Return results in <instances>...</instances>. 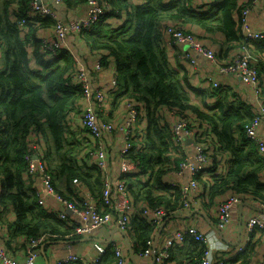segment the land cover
Wrapping results in <instances>:
<instances>
[{
  "label": "trees",
  "instance_id": "16d2710c",
  "mask_svg": "<svg viewBox=\"0 0 264 264\" xmlns=\"http://www.w3.org/2000/svg\"><path fill=\"white\" fill-rule=\"evenodd\" d=\"M31 1L0 0V48H5L4 69L0 70V206L1 211L12 207L15 213V220L6 224L8 238L45 236L44 243L72 244L81 235L73 225L38 203L33 182L25 176V154L33 138L31 132L41 131L45 135L48 146L45 159L57 190L66 198L78 199L74 191L76 182L87 186L96 198L100 197L104 176L96 164L84 159L81 164L76 158L84 149L80 136L85 131L72 127L70 122L71 110L78 107L83 91L73 76L76 70L73 51L63 49L51 56L41 50V31L55 27L57 22L51 17L29 15ZM108 1L109 8L91 29L76 37L83 39L103 64L110 59L116 62L120 90L114 95L115 107L126 96L145 104L142 109L146 134L132 151V157L140 161L139 172L125 175L137 210L139 204L150 209L163 207L167 220L194 204L185 207L183 183L174 179L172 184L171 174L181 177L180 164L191 149L188 141L176 142L175 133L173 139V115L187 121L188 128H194L208 158L206 168L195 174L199 185L190 198L213 205L215 199L222 201L223 195L233 192L241 195L243 201L250 200L264 208V155L247 135V126L257 113L255 91L250 98L242 97L216 78L217 73L221 74L218 71L206 73L208 88L196 87L185 67L179 63L177 69L173 64L175 48L180 50L178 60L190 63L183 57L184 45L174 41L171 49L166 47L165 29L174 23L187 33H194L190 28L195 26L221 37V43L215 45L213 41L203 43L207 37L194 33L198 42L216 52L220 64L247 50L258 71L260 98L264 101V39L248 40L242 34L240 16L246 4L240 0H214L207 10H198L197 0ZM84 2L87 12V0H65L61 5L51 6L59 11L64 5L72 9ZM22 18L27 21L24 34L18 25ZM209 77L220 84L214 86ZM192 95L200 97L201 103H194ZM142 175L147 177L144 181L139 179ZM160 227L156 228L139 211L133 213L127 233L133 238L136 256L144 252L147 241L157 236ZM256 230L259 229L251 234ZM261 232L264 234V230ZM186 242L191 246L186 259L197 263L205 252V244L188 237L183 245L172 248L167 264L174 261L175 250ZM254 250L253 243L242 251L241 264H246L245 259ZM89 260L84 257L71 264H85ZM114 260V244L110 243L96 264H112Z\"/></svg>",
  "mask_w": 264,
  "mask_h": 264
},
{
  "label": "built area",
  "instance_id": "2783aa9c",
  "mask_svg": "<svg viewBox=\"0 0 264 264\" xmlns=\"http://www.w3.org/2000/svg\"><path fill=\"white\" fill-rule=\"evenodd\" d=\"M261 0H240L245 5L240 16L241 32L248 40H263L264 29H255L250 23V14L257 7ZM65 0H52L53 4H63ZM89 9L83 17L66 21L59 16L57 10L51 6L48 0H32L30 2L29 15H39L51 17L56 20L54 33L51 36L42 37L41 50L51 56L63 49H69L68 37L76 33L81 35L83 31L90 30L92 25L98 21L100 15L109 8L108 0H87ZM264 5V4H263ZM262 5V6H263ZM27 21L25 18L18 20L21 27V33L24 34V26ZM167 36L166 47L171 49L174 41L184 45L183 57L190 60L192 65H197L204 60L218 66V72L221 74H230L236 77L245 85H251L257 97V113L250 125L247 126V135L256 143L258 151L264 155V136L260 132L264 128V101L260 98V88L258 87L260 79L256 67L252 65L253 58L247 50H243L226 64H220L216 52L209 46L198 42L194 33H187L174 23L168 24L165 29ZM76 62L74 78L82 88V101H87L80 110L81 128L84 133L80 140L84 146L83 150L77 153V159L83 162V159L89 164H96L103 172L104 183L100 197H95L94 193L79 182H76L74 191L78 199H68L62 195L56 188V181L49 170L46 161L45 152L48 149L46 138L41 131H32V141L25 154L27 169L25 176L33 182L35 187V196L38 203L52 211L56 217L66 220L73 225L77 234L81 237L91 236L97 229L110 223L116 224L119 228L127 232L131 224V218L134 212L139 211L142 215L158 228L166 220L167 211L163 207L148 208L144 204L134 203L132 195L128 190L127 173L139 172L140 161L132 157L133 147L139 141L141 142L146 134L145 113L142 109L143 101L136 97L126 96L119 105L123 109V118H117V121L106 117L113 102L114 95L119 92V80L115 71L107 79L108 91L103 85H98L92 79L90 73L94 75L102 73L104 69L103 61L97 58L93 61L91 68L80 64V57L73 52ZM202 59V60H200ZM214 86L220 83L209 77ZM113 98L111 99V95ZM118 105V107H120ZM73 127V126H72ZM75 128V127H74ZM76 131V129H74ZM194 128H188V123L179 118L172 119V136L175 141L191 144L184 160L180 164L178 174L188 175L189 180L181 184V190L185 197L183 200L185 207H190L196 203V199L190 198L191 192L198 188V181L195 178L196 173L202 172L208 163V158L204 153V144L198 140L199 135L195 133ZM109 136L120 139V148L117 152L119 158L120 174L111 177L109 174V159L107 151V139ZM192 139V142H190ZM147 177L142 175L139 179L144 181ZM174 185V181L172 182ZM60 204L61 209L54 210L48 206V200ZM243 201V197L237 193L228 192L223 195V199L218 203L216 227L218 231H227L232 223V208ZM248 230H264V213H257L250 216L247 220ZM8 236V228L0 221V264H38L42 256V245L46 241L45 236L33 237L23 236L28 242L27 253L22 257L17 256L13 250L4 245V237ZM188 237L205 244L203 256L195 264H226L225 258L217 259L216 250L220 249L216 244L218 238L214 234L204 233L195 225L180 226L172 232L166 234L160 247H155L153 264H167V259L171 255L172 248L176 245H183ZM155 236L147 241L148 246L140 256H153V245ZM70 246V244H67ZM115 260L112 264H131L128 256L120 244H114ZM83 256L69 253L67 257L56 259L53 264H71L83 260ZM98 257L91 258L85 264H96ZM264 264V263H260Z\"/></svg>",
  "mask_w": 264,
  "mask_h": 264
},
{
  "label": "crops",
  "instance_id": "0c3cea01",
  "mask_svg": "<svg viewBox=\"0 0 264 264\" xmlns=\"http://www.w3.org/2000/svg\"><path fill=\"white\" fill-rule=\"evenodd\" d=\"M4 0H2L3 2ZM50 4H53L51 0H48ZM136 3L142 2L141 0H132ZM214 0H197L196 7L204 6L206 8L209 7L210 3ZM264 0H261V2H258L257 7L254 8V10L250 14V23L253 28L255 29H264ZM263 5V6H262ZM87 5L86 2L83 4L78 5L75 8L69 9L65 5L61 7V10L59 9L58 14L60 17L65 19L66 21L74 20L76 18L82 17L86 12ZM195 35L199 36H206L207 38H203V43H213L215 45H218V43H221V37L214 36L209 33H205L202 29H199L195 26H191L190 28ZM54 33V27L51 28H44L40 34L41 37L51 36ZM76 33H73L69 35L68 37V47L72 49L74 53L79 56L80 64L84 67L91 68V65L93 64V61L97 58H100L97 56L95 52L90 51L88 44L83 39H80L79 37H76ZM213 44V45H214ZM214 45V47H216ZM184 48V46H183ZM178 49H182L178 47ZM4 51L5 48H0V70L4 69ZM180 50H174V60L173 64L174 67L178 68L179 63L182 64L185 69L189 73L190 81L191 83L200 88H208L209 82L206 81L205 75H207L209 72H216L218 71V66L211 64V63H205L204 60L200 61L198 65L193 66L188 61L181 60L179 61L177 58V53ZM180 53V52H179ZM264 59V58H263ZM116 62L114 59H110L107 64H104V69L102 70V73L94 75L91 74L92 79L96 81L98 85H103L108 91L107 77L112 74L115 71ZM208 72V73H207ZM207 73V74H206ZM216 78L222 82V84H227L234 88L235 91H237L242 97H248L250 98V94L254 93V89L249 86L240 83L233 75L230 74H216ZM111 95V94H110ZM255 95V93H254ZM193 96V95H192ZM252 97V96H251ZM255 97V96H254ZM113 96L111 95V99ZM192 100L194 103L200 104L201 98L193 96ZM255 102V100H254ZM87 101L80 100V103L78 107L74 108L72 110V114L70 115V122L72 123V126L78 129H81V121H80V110L83 105H87ZM119 105V104H118ZM121 105V104H120ZM119 105V106H120ZM123 109L122 107L114 106V103L112 102L110 105L109 113L106 117L112 118L111 120L117 121V118H123ZM260 132L264 136V128L260 129ZM120 139L109 136L107 139V151H108V159H109V174L111 177H116L120 174L119 169V158H118V150L120 148ZM189 145V149H190ZM172 181L174 179L179 180L180 182L184 183L189 180L188 175H183L181 177H175L174 174H171ZM175 177V178H173ZM58 182V181H57ZM60 182V181H59ZM58 182V184H60ZM217 202L213 205L205 204L204 201L196 200V203L193 204V206L190 209H181L179 212L174 214L172 217H170L166 224L164 225L161 234L159 235L158 241L156 243V247H160L161 242L164 238V236L176 228L180 226H187V225H195L199 229H201L204 233H210L214 234L218 240L216 241V244H219L220 249L216 250V258L218 256L224 257L226 259V264H241L243 257L240 255L242 251L244 252L249 245L254 243L255 250L253 253H251V256L247 257L245 259L246 264H260L264 263V234L260 230H256L255 233L251 234V232L248 230L247 227V220L250 216L257 214V213H263L259 210H256L257 208L264 210L263 207L258 205L257 203H254L250 200H245L242 202H247L250 204V206L256 208H251L249 205L243 206V208L240 207V204L234 206L232 208V223L230 228L227 231H218L216 227V213H217V207L218 203L221 201V198L215 199ZM208 202V201H207ZM241 202V203H242ZM48 206L51 207L54 210L61 209L60 204L57 202L52 201L51 199L48 200ZM2 210V207L0 206V211ZM15 220V213L12 207H9L7 209H4V211H1L0 213V221L5 224V227L7 228V223L11 224ZM118 226L114 223L107 224L105 226L100 227L97 229L91 236H86L89 238H92L91 240H83L86 237H81L79 241L72 243L69 245L65 243H56V244H50L46 248V256L42 254V256L39 258L38 264H53L56 259L67 257L69 253H75L78 255H81L85 258H94L99 257L109 246L111 243L113 244H120L126 253V255L129 258V261L131 264H134L132 260L130 259L129 254V244L132 247L133 253H134V243L133 238H131L128 233V239L129 243L125 238V235L121 231H117L116 229ZM157 235V234H156ZM111 239V241L108 242V240ZM254 238V239H253ZM156 239V236H155ZM154 239V243H155ZM4 245L6 248L13 250V252L19 256L22 257L24 254L27 253L28 248V242L23 237H15V238H8V236L4 237ZM191 246L188 242L186 244L174 252V261H170L169 264H178L179 262H183V264H193L190 260L186 259V253L189 252ZM136 263L137 264H153V256H140L135 255Z\"/></svg>",
  "mask_w": 264,
  "mask_h": 264
},
{
  "label": "water",
  "instance_id": "95a60500",
  "mask_svg": "<svg viewBox=\"0 0 264 264\" xmlns=\"http://www.w3.org/2000/svg\"><path fill=\"white\" fill-rule=\"evenodd\" d=\"M190 142H192V139H190ZM245 205H249L250 206V204H248L247 202H242V203H240V207L241 208H243V206H245ZM251 208H254V207H252V206H250ZM254 209H256V208H254ZM256 210H259L260 212H263L264 213V210H261V209H259V208H257ZM169 219V218H168ZM167 219V220H168ZM166 220V221H167ZM166 221L161 225V227L159 228V232H158V234H157V236H156V239H155V243H154V245H153V250L155 249V247H156V243H157V241H158V238H159V235H160V233H161V231H162V229H163V227H164V225L166 224ZM117 231H121L124 235H125V238H126V240L128 241V243H129V239H128V235H127V232L126 231H124V230H122L121 228H117L116 229ZM92 238H89V237H86V238H84L83 240H91ZM111 239L112 238H110L109 240H108V242L109 241H111ZM56 243H63V241H47L46 243H44L43 245H42V254H44L45 256H46V245H50V244H56ZM154 253H155V250H154V252H153V257H154ZM129 254H130V259L132 260V262L134 263V264H137L136 263V259H135V256H134V253H133V250H132V247H131V245L129 244ZM47 257V256H46ZM154 263V262H153Z\"/></svg>",
  "mask_w": 264,
  "mask_h": 264
},
{
  "label": "rangeland",
  "instance_id": "374dc122",
  "mask_svg": "<svg viewBox=\"0 0 264 264\" xmlns=\"http://www.w3.org/2000/svg\"><path fill=\"white\" fill-rule=\"evenodd\" d=\"M198 10H207V8L206 7H204V6H201V7H199L198 8ZM79 55V54H78ZM79 56H81V55H79ZM73 110V109H72ZM72 110H71V112H72ZM73 113V112H72ZM80 116H81V112H80ZM81 164H82V161H81Z\"/></svg>",
  "mask_w": 264,
  "mask_h": 264
}]
</instances>
